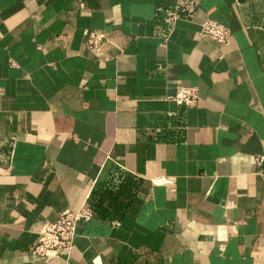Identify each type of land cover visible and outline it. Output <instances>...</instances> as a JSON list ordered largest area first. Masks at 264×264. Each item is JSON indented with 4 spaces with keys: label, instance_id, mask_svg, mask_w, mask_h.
I'll list each match as a JSON object with an SVG mask.
<instances>
[{
    "label": "crops",
    "instance_id": "obj_1",
    "mask_svg": "<svg viewBox=\"0 0 264 264\" xmlns=\"http://www.w3.org/2000/svg\"><path fill=\"white\" fill-rule=\"evenodd\" d=\"M0 264H264V0H0Z\"/></svg>",
    "mask_w": 264,
    "mask_h": 264
},
{
    "label": "built area",
    "instance_id": "obj_2",
    "mask_svg": "<svg viewBox=\"0 0 264 264\" xmlns=\"http://www.w3.org/2000/svg\"><path fill=\"white\" fill-rule=\"evenodd\" d=\"M166 19L174 22L177 15L174 11L166 13ZM231 33L222 24L205 20L200 24L197 38L210 41L218 47H225L229 44ZM85 47L88 51L98 53L104 47L113 46L111 39L104 33L88 30L85 32ZM198 93L195 88L178 86L172 102L177 106L190 108L196 105ZM93 217L91 208L84 204L75 212L65 213L55 222L46 223L39 235L35 245L31 248V255L49 260H58L60 256H68L74 248L76 239V227L79 223H87Z\"/></svg>",
    "mask_w": 264,
    "mask_h": 264
},
{
    "label": "trees",
    "instance_id": "obj_3",
    "mask_svg": "<svg viewBox=\"0 0 264 264\" xmlns=\"http://www.w3.org/2000/svg\"><path fill=\"white\" fill-rule=\"evenodd\" d=\"M88 206L91 208L92 212L94 213V208H93L94 205H93V200L92 199L89 200Z\"/></svg>",
    "mask_w": 264,
    "mask_h": 264
}]
</instances>
